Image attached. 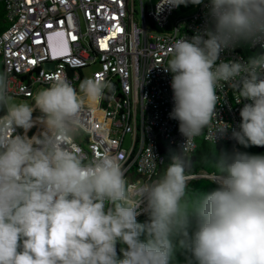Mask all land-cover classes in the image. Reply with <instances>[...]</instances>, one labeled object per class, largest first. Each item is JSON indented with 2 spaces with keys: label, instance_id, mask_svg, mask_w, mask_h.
<instances>
[{
  "label": "clouds",
  "instance_id": "1",
  "mask_svg": "<svg viewBox=\"0 0 264 264\" xmlns=\"http://www.w3.org/2000/svg\"><path fill=\"white\" fill-rule=\"evenodd\" d=\"M207 7L211 26L176 40L163 67L172 74L170 118L186 138L182 151L159 179L135 189L118 156L85 162L73 149L84 108L114 91L103 74L83 79L78 91L57 77L31 102H17L0 72V264H172L177 250L187 264H264V155L221 153L219 186L195 197L188 189L185 154L216 118L225 84L238 92L237 103L250 101L232 138L245 148L264 146V54L217 64L241 41L264 46V0H209ZM37 124L44 131L29 137ZM228 127L216 129L214 142ZM142 203L143 224L136 219ZM118 242L126 245L122 259Z\"/></svg>",
  "mask_w": 264,
  "mask_h": 264
},
{
  "label": "built area",
  "instance_id": "2",
  "mask_svg": "<svg viewBox=\"0 0 264 264\" xmlns=\"http://www.w3.org/2000/svg\"><path fill=\"white\" fill-rule=\"evenodd\" d=\"M164 3L0 0L8 24L0 34V57L3 72L8 74L9 94L17 102L30 100L57 77H63L78 91L83 79L103 74L114 91L98 106L84 108L85 128L77 135L73 149L85 162L105 153L118 156L125 178L134 189L162 176L165 159L160 144L168 150L182 151L185 143L179 121L170 118L174 107L172 74L163 67L171 47L176 40H191L211 26L209 0L192 4L191 11L184 15L179 14L183 5ZM258 54H264V46L241 41L222 51L217 64L246 61ZM217 95L216 118L200 136L206 142L235 147L238 142L231 134L238 130L241 108L250 101L237 103L238 92L230 84L218 89ZM38 115V111L33 113L34 117ZM223 123L229 127L223 134L217 132L214 142L216 129ZM22 130L17 128L16 134L23 135ZM31 131V136L39 135L44 128L36 125ZM262 152L264 155V146ZM144 208L142 203L137 209V220L147 215Z\"/></svg>",
  "mask_w": 264,
  "mask_h": 264
},
{
  "label": "trees",
  "instance_id": "3",
  "mask_svg": "<svg viewBox=\"0 0 264 264\" xmlns=\"http://www.w3.org/2000/svg\"><path fill=\"white\" fill-rule=\"evenodd\" d=\"M192 4H188L186 7L191 6ZM8 27V24L5 20V13L3 5L0 4V34ZM0 72H3V66L0 57ZM159 151L163 154L165 159V169L168 163L171 162V158L174 154H180V150H168L166 146L160 144ZM233 151H241L246 152V149L240 145L239 143L234 147L229 143L221 142V143H210L206 142L202 139L201 136L196 137L195 139V147L193 150L186 154L187 159V167H186V175L187 177H192L188 179V189L192 196H199L202 193H207L217 188L219 185L216 182H213L208 177H202L203 174L207 176L217 177L216 168H215V160L219 157L221 153L227 152L232 153ZM253 151L256 153H263L262 146H254ZM198 178H194L197 177ZM148 216L146 215L142 219L137 220L138 223H146L148 222ZM147 233H143L140 236L141 241H147ZM123 245V244H122ZM126 245H123L125 248ZM122 248V249H123ZM116 251L118 258H123V252L119 248L118 244L116 245Z\"/></svg>",
  "mask_w": 264,
  "mask_h": 264
},
{
  "label": "rangeland",
  "instance_id": "4",
  "mask_svg": "<svg viewBox=\"0 0 264 264\" xmlns=\"http://www.w3.org/2000/svg\"><path fill=\"white\" fill-rule=\"evenodd\" d=\"M135 1L137 2V0H135ZM183 7H184V10L183 11L179 10V14L184 15V14H187V13H189L191 11V8L190 7L187 8V7H185V5H183ZM89 71L90 70H86L85 72L86 73H89ZM37 125L38 126H41V124H37ZM22 131H23V134H24V130H22ZM27 135L29 137H31L32 131L29 130V132L27 133ZM253 147L254 146H249L247 148H245V147L244 148L246 149V152L249 153V154H253V155H263V153H256V152H254L253 151ZM163 171H165V168L163 169ZM198 177H199V175H197V177H194V178H198ZM208 178L210 180H212L213 182H215V180H216L215 177H212L213 178L212 179L211 176H209ZM216 184H218V183H216ZM119 248L122 249L123 248V245L120 244L119 245ZM172 264H187L186 255L182 251L177 250L176 253H175V257H174V260H173Z\"/></svg>",
  "mask_w": 264,
  "mask_h": 264
},
{
  "label": "bare ground",
  "instance_id": "5",
  "mask_svg": "<svg viewBox=\"0 0 264 264\" xmlns=\"http://www.w3.org/2000/svg\"><path fill=\"white\" fill-rule=\"evenodd\" d=\"M30 100H32V99H30ZM30 100H27V101L31 102ZM40 127L43 128V125H41ZM190 178H192V177H190ZM190 178H187V180L190 179ZM211 178H212V176H211ZM217 178H218V177H215V179H217ZM212 179H213V178H212Z\"/></svg>",
  "mask_w": 264,
  "mask_h": 264
},
{
  "label": "snow or ice",
  "instance_id": "6",
  "mask_svg": "<svg viewBox=\"0 0 264 264\" xmlns=\"http://www.w3.org/2000/svg\"><path fill=\"white\" fill-rule=\"evenodd\" d=\"M75 39V37H73Z\"/></svg>",
  "mask_w": 264,
  "mask_h": 264
},
{
  "label": "crops",
  "instance_id": "7",
  "mask_svg": "<svg viewBox=\"0 0 264 264\" xmlns=\"http://www.w3.org/2000/svg\"><path fill=\"white\" fill-rule=\"evenodd\" d=\"M31 101V100H30ZM29 102V101H28Z\"/></svg>",
  "mask_w": 264,
  "mask_h": 264
},
{
  "label": "water",
  "instance_id": "8",
  "mask_svg": "<svg viewBox=\"0 0 264 264\" xmlns=\"http://www.w3.org/2000/svg\"><path fill=\"white\" fill-rule=\"evenodd\" d=\"M215 177V176H214Z\"/></svg>",
  "mask_w": 264,
  "mask_h": 264
}]
</instances>
